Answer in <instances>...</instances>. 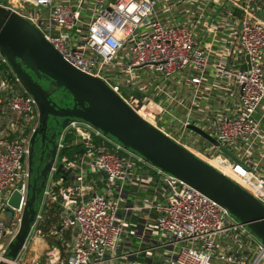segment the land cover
Returning a JSON list of instances; mask_svg holds the SVG:
<instances>
[{
	"label": "built area",
	"instance_id": "obj_1",
	"mask_svg": "<svg viewBox=\"0 0 264 264\" xmlns=\"http://www.w3.org/2000/svg\"><path fill=\"white\" fill-rule=\"evenodd\" d=\"M258 2L246 0L248 8L253 5L255 10L246 8L238 22L237 39L245 65L235 67L219 60L211 69L189 28L152 18L155 0H116L114 3L78 0L74 4L56 0H11L10 4L0 5L31 22L69 64L102 79L136 112L137 103L122 97L121 83L110 71L122 51L126 52L128 62L119 67L126 73L138 67H151L167 81L179 71L191 69L196 74L191 83L197 86L202 75L210 70L219 79L230 81L236 94L234 110L218 113L215 124L204 132L226 147L235 160L218 147L196 152L153 125L264 205V174L260 175L258 164L253 162L255 157H251L252 149L264 140V129L260 131L256 120L264 106V8L260 9ZM0 64L7 66L1 57ZM5 79L0 81V101H7L9 111L25 126H30L31 134L38 119L36 105L22 90L21 94L16 92L19 85L15 78ZM189 125L187 122L184 127ZM68 134L83 147L82 155L90 169L103 176V193L89 194L91 187L83 184L81 175L75 174L74 161L60 156L67 146ZM27 143L28 138L9 141L0 137V262L6 264H28L20 260L25 248L14 260L4 257L18 230L27 192ZM57 144L58 162L73 172L69 186L58 192L67 195L59 205L60 224L51 231V236L63 228L71 237L67 257L61 260L60 251H53L48 255L47 264H210L211 261L264 264V243L227 209L125 151L88 124L71 122ZM138 164L154 173L155 189L154 197L139 202L140 205L129 201V188L136 183L147 184L152 175L148 171L136 182L134 173ZM54 170L55 167L31 233L42 221L45 201L57 200L53 187H61L66 180L60 175L55 180ZM15 190L22 196L20 206L11 208V216L4 221L6 202ZM161 191L165 200L158 202L156 194Z\"/></svg>",
	"mask_w": 264,
	"mask_h": 264
},
{
	"label": "water",
	"instance_id": "obj_2",
	"mask_svg": "<svg viewBox=\"0 0 264 264\" xmlns=\"http://www.w3.org/2000/svg\"><path fill=\"white\" fill-rule=\"evenodd\" d=\"M0 57L21 90L33 99L38 112L27 143L28 181L20 223L4 257L14 260L25 248L52 169L55 167L54 175L64 180L73 172L57 160L58 138L71 122L88 124L125 151L213 200L264 243L263 204L148 122L102 79L69 64L36 26L1 5ZM189 128L235 160L208 133L193 125ZM36 161L39 165L34 168ZM21 198L13 191L5 212L12 214L11 208L17 209Z\"/></svg>",
	"mask_w": 264,
	"mask_h": 264
},
{
	"label": "crops",
	"instance_id": "obj_3",
	"mask_svg": "<svg viewBox=\"0 0 264 264\" xmlns=\"http://www.w3.org/2000/svg\"><path fill=\"white\" fill-rule=\"evenodd\" d=\"M62 3H77L78 0H56ZM114 3L116 0H109ZM156 7L152 16L168 25H184L190 29L194 41L199 45L209 61V68L219 60H225L235 67L245 65V58L241 54L237 39L238 22L244 15V10H255L253 5L247 6L246 0H155ZM258 6L264 8V0H259ZM213 23L217 24L214 26ZM128 62L126 52L122 51L115 58L110 71L121 83V95L124 99L133 100L144 109L151 119L148 122L159 127L171 138L184 146L194 148L196 152H205L214 148L212 144L191 130L195 126L201 130L208 131L214 125L218 113L232 112L236 104V94L230 81H223L207 70L201 77L199 85H193L191 78L196 75L191 69H184L176 73L170 80L164 81L159 75L152 71L151 67L134 68L131 73H126L119 66ZM2 78L1 80H3ZM6 80V79H5ZM16 92L21 94L20 87L16 86ZM170 94V95H169ZM138 114L140 113L137 110ZM141 114V113H140ZM143 117V116H142ZM144 118V117H143ZM260 124V131L264 129V106L256 115ZM189 122L190 125L184 127ZM74 133V132H73ZM30 136V126L23 124L22 120L13 112L9 111L7 101H0V137L4 140H15L20 138L26 140ZM73 146H79L75 139L71 142ZM75 174L81 175L83 184L91 187L90 193H103V176L99 172L92 171L83 155L74 154ZM254 164H258L260 175L264 174V140L256 145L251 151ZM260 159V162H258ZM134 180L139 182L146 173L152 175L147 184L136 183L129 188V201L139 202L150 200L154 197L155 189L152 179L154 173L146 167L137 165ZM71 174L66 178L61 187H53L57 200L48 198L45 201L42 221L31 233L26 246L32 235L41 236L40 227L48 213L49 205L57 206L58 223L61 221L60 203L66 200V193L59 194L60 190L69 186ZM60 178L55 176V180ZM158 202L165 200L164 191L156 194ZM60 230V229H58ZM38 245V243H37ZM38 246H36L37 248ZM36 248L32 251L36 253ZM24 249V250H25ZM23 250V251H24ZM23 253V252H22ZM36 256V254H35ZM28 263L27 261H24ZM30 264V263H28Z\"/></svg>",
	"mask_w": 264,
	"mask_h": 264
},
{
	"label": "rangeland",
	"instance_id": "obj_4",
	"mask_svg": "<svg viewBox=\"0 0 264 264\" xmlns=\"http://www.w3.org/2000/svg\"><path fill=\"white\" fill-rule=\"evenodd\" d=\"M11 0H0V4L1 5H7V4H10ZM21 4V3H19ZM21 6V5H20ZM2 79V75L0 74V81ZM138 108L140 106H137ZM136 108L140 113L141 116H143L145 119L147 120H151L152 123H155L151 117L145 113L144 111H141V110H144V109H138ZM101 190L103 191V187H101ZM11 216V213L7 212V213H4L3 214V220L4 221H7L8 217ZM71 234L69 233V231H67L66 229H60L58 230V233H56L53 237V243L54 245H50L49 244V240H48V236L46 234V237L45 236H38V235H32L31 239L29 240V243H28V246L26 247V249L23 251L21 257H20V260L22 262L24 261H27L28 263H31V264H47V259H48V255L53 251H57L59 250L60 253H59V258L61 260H64L66 257H67V244H69L70 242V236ZM61 239L62 241L58 242L57 245H56V239ZM38 243V245H37ZM36 246H38L36 248ZM54 247V248H53ZM34 248H36V253H34V251H32ZM56 249V250H54ZM36 254V256H35ZM210 264H219L215 261H211Z\"/></svg>",
	"mask_w": 264,
	"mask_h": 264
},
{
	"label": "trees",
	"instance_id": "obj_5",
	"mask_svg": "<svg viewBox=\"0 0 264 264\" xmlns=\"http://www.w3.org/2000/svg\"><path fill=\"white\" fill-rule=\"evenodd\" d=\"M0 74L2 75V78L14 80L13 75L11 74V72L9 71L6 65L0 64ZM73 138L74 136L72 134H68L65 136V143L67 146L63 150H61L60 152L61 157H67L69 160H73L75 156L74 154L77 153V155H81L83 153V149H82L83 147L71 145ZM47 208H48V213L44 220V224L40 227L39 233L45 237L47 234L49 244L54 245L52 241L53 237L51 236V231L54 230V228L57 229L59 226L58 217H57V206L49 205Z\"/></svg>",
	"mask_w": 264,
	"mask_h": 264
},
{
	"label": "flooded vegetation",
	"instance_id": "obj_6",
	"mask_svg": "<svg viewBox=\"0 0 264 264\" xmlns=\"http://www.w3.org/2000/svg\"><path fill=\"white\" fill-rule=\"evenodd\" d=\"M49 125L51 126L52 125V122H50L49 123ZM58 129L57 128H55L54 129V131H57ZM51 133H49V135H50ZM39 154V153H38ZM36 156H38V155H36ZM38 165H39V162L38 161H36L35 162V164H34V168H36V167H38ZM36 175H35V173H34V177H35ZM38 182H37V185H38V183H39V179L37 180Z\"/></svg>",
	"mask_w": 264,
	"mask_h": 264
}]
</instances>
